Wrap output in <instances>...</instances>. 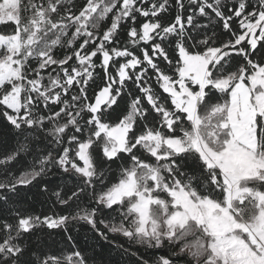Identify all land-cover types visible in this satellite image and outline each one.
Instances as JSON below:
<instances>
[{"label": "snow or ice", "instance_id": "snow-or-ice-1", "mask_svg": "<svg viewBox=\"0 0 264 264\" xmlns=\"http://www.w3.org/2000/svg\"><path fill=\"white\" fill-rule=\"evenodd\" d=\"M0 264H264V0H0Z\"/></svg>", "mask_w": 264, "mask_h": 264}]
</instances>
